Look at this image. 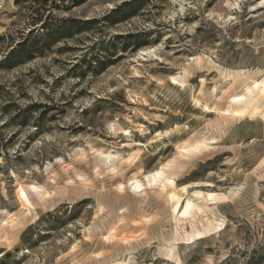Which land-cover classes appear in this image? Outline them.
Here are the masks:
<instances>
[{
    "label": "rangeland",
    "instance_id": "obj_1",
    "mask_svg": "<svg viewBox=\"0 0 264 264\" xmlns=\"http://www.w3.org/2000/svg\"><path fill=\"white\" fill-rule=\"evenodd\" d=\"M255 81L264 0H0V264H264Z\"/></svg>",
    "mask_w": 264,
    "mask_h": 264
},
{
    "label": "bare ground",
    "instance_id": "obj_2",
    "mask_svg": "<svg viewBox=\"0 0 264 264\" xmlns=\"http://www.w3.org/2000/svg\"><path fill=\"white\" fill-rule=\"evenodd\" d=\"M144 52V51H143ZM148 52V51H147ZM145 54V53H144ZM173 84H176L180 87H182L183 89L186 88V84L180 80V78L177 76V77H172L171 78ZM184 80V79H183ZM246 80V79H245ZM185 81V80H184ZM260 83V82H259ZM258 82L255 81V88H253V85H247L246 86V89H245V92H243L242 94H239V95H235L233 98H232V103L234 105H240V106H237L236 108H233V109H227V114H229L231 117L233 118H236V119H244L246 118L247 116H250V117H257L259 114H261V112L259 111L258 107H257V101L254 97V94H256L255 92H264V87L260 86ZM262 95V94H261ZM259 97V96H258ZM261 98V97H260ZM259 98V99H260ZM198 103V102H197ZM260 105V103H259ZM263 105V104H262ZM232 107V106H231ZM209 108V107H208ZM207 109V108H206ZM211 111V110H210ZM225 113V112H224ZM226 114V115H227ZM259 117V116H258ZM159 134V132H158ZM161 135V134H160ZM213 140V139H212ZM214 141V140H213ZM215 142V141H214ZM212 144V142L208 141V140H203V141H198L192 145H185L182 147V150H185V151H188V152H191L193 150H200L201 148H205V147H209L210 145ZM112 155V154H111ZM131 158V157H130ZM132 159V158H131ZM155 177H158V178H164V177H168V180L171 179V176H167L166 173H165V170L163 169H158L156 171V174L154 175ZM82 181V180H81ZM209 183V182H208ZM33 185H22V184H19L18 185V196L19 199L23 202V203H26V204H29L31 205L32 207H34V203L30 197V194H29V188H32ZM197 193V192H196ZM165 197V196H164ZM170 197V196H169ZM188 204V203H187ZM190 205V204H189ZM192 205V204H191ZM177 208V206H176ZM1 211V210H0ZM187 211V210H186ZM189 211V209H188ZM4 212V211H3ZM6 212L8 213V211L6 210ZM190 212V211H189ZM6 213V214H7ZM9 214V213H8ZM4 215V214H3ZM8 216V215H7ZM1 219V218H0ZM7 219V218H6ZM5 222V220H4ZM3 224V223H2ZM170 249V248H169ZM166 251V250H165ZM172 252V250L170 251ZM177 257V256H176ZM211 262V261H210Z\"/></svg>",
    "mask_w": 264,
    "mask_h": 264
},
{
    "label": "trees",
    "instance_id": "obj_3",
    "mask_svg": "<svg viewBox=\"0 0 264 264\" xmlns=\"http://www.w3.org/2000/svg\"><path fill=\"white\" fill-rule=\"evenodd\" d=\"M55 32H57V30L55 31L54 29H49L48 27V32L46 33V35L50 37ZM28 43L29 42L27 40L19 43L18 46L14 48L13 51L8 54V56L5 58L6 61L14 60L15 57L17 58L11 66H15L16 64L20 63H25L33 58L35 54L34 46L31 44L29 45Z\"/></svg>",
    "mask_w": 264,
    "mask_h": 264
}]
</instances>
